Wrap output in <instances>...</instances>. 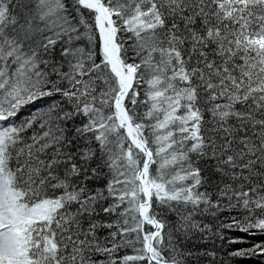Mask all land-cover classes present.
I'll return each instance as SVG.
<instances>
[{
	"label": "snow or ice",
	"instance_id": "obj_1",
	"mask_svg": "<svg viewBox=\"0 0 264 264\" xmlns=\"http://www.w3.org/2000/svg\"><path fill=\"white\" fill-rule=\"evenodd\" d=\"M0 264H264V0H0Z\"/></svg>",
	"mask_w": 264,
	"mask_h": 264
}]
</instances>
